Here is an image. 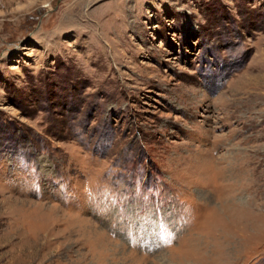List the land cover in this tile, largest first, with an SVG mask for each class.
<instances>
[{
  "label": "rangeland",
  "instance_id": "1",
  "mask_svg": "<svg viewBox=\"0 0 264 264\" xmlns=\"http://www.w3.org/2000/svg\"><path fill=\"white\" fill-rule=\"evenodd\" d=\"M262 222L264 0H0V264H264Z\"/></svg>",
  "mask_w": 264,
  "mask_h": 264
},
{
  "label": "clouds",
  "instance_id": "2",
  "mask_svg": "<svg viewBox=\"0 0 264 264\" xmlns=\"http://www.w3.org/2000/svg\"><path fill=\"white\" fill-rule=\"evenodd\" d=\"M217 200L219 202V198ZM217 211V207L214 204L204 213L205 219L201 221L200 226L197 229L200 236L205 239L212 238L213 240H219L220 237H223L225 241L236 237H244L250 234L251 222L247 211L243 207L233 206L231 204L225 206V217L221 219L217 228L210 230L207 220L208 218L214 216ZM259 227L264 229V222H262ZM179 255H181V252ZM200 255L202 256L203 253H200ZM179 264H193V261H185L184 259H181Z\"/></svg>",
  "mask_w": 264,
  "mask_h": 264
},
{
  "label": "snow or ice",
  "instance_id": "3",
  "mask_svg": "<svg viewBox=\"0 0 264 264\" xmlns=\"http://www.w3.org/2000/svg\"><path fill=\"white\" fill-rule=\"evenodd\" d=\"M146 199H147V197H146ZM156 232H157L158 236H165V235L170 234V230L161 229L158 226L156 228Z\"/></svg>",
  "mask_w": 264,
  "mask_h": 264
},
{
  "label": "bare ground",
  "instance_id": "4",
  "mask_svg": "<svg viewBox=\"0 0 264 264\" xmlns=\"http://www.w3.org/2000/svg\"><path fill=\"white\" fill-rule=\"evenodd\" d=\"M12 217V216H11ZM10 221V220H9ZM15 224V223H14ZM9 228V227H8Z\"/></svg>",
  "mask_w": 264,
  "mask_h": 264
}]
</instances>
